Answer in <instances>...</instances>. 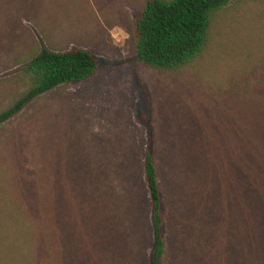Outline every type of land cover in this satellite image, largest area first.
<instances>
[{
	"label": "rangeland",
	"instance_id": "obj_1",
	"mask_svg": "<svg viewBox=\"0 0 264 264\" xmlns=\"http://www.w3.org/2000/svg\"><path fill=\"white\" fill-rule=\"evenodd\" d=\"M13 1L23 5L26 2ZM27 1L29 6L39 3L37 11L44 8V3H56L57 9L51 3L50 13H44L51 29L58 28L57 32L51 30L52 48L88 51L97 59L98 66L88 81L41 93L0 123V259L12 252V172L18 180L17 195L24 191L30 196L35 177L45 180L44 192L53 201L46 203L45 212L57 215L58 221L64 223L60 225L61 236L69 238L60 255L63 260L70 258L76 262L81 255H89L90 260L99 264H131L128 261L134 255L142 257L135 247L141 246L149 255L150 243L147 245L141 237L137 243L132 241V254L118 245L110 246L105 239L107 225L87 226L91 219L80 210L84 196L81 188L87 190L88 186L97 185L94 197L105 196L102 212L112 218V230L132 224L134 214L126 219L121 209L137 197L135 178L139 180L141 195L148 200L142 169L148 142H152L159 160L167 162L164 171L172 167L168 165L174 160L172 157L190 165L189 154L195 145L187 139L207 114L213 101L208 95L215 94L217 86L236 79L242 62L263 58L264 0H231L215 13L210 42L200 61L168 72L142 64L133 47L134 17L146 0ZM20 19L30 31V40L37 45L36 53L43 46L51 49L50 42L33 24L30 10ZM26 47L27 44H14L0 51V113L10 110L27 91L26 85L15 81L19 79L22 62L14 66V58L20 59ZM10 59L11 68L2 66ZM96 179L105 183H92ZM84 206L87 209L86 203ZM98 207L102 210L100 204ZM69 213L75 214L74 223L85 222L73 225L70 233L65 217ZM147 222L152 225L151 217ZM97 243L101 244L95 246ZM78 246L84 247L82 251ZM112 247L115 252L110 250ZM80 264H88V260Z\"/></svg>",
	"mask_w": 264,
	"mask_h": 264
},
{
	"label": "trees",
	"instance_id": "obj_2",
	"mask_svg": "<svg viewBox=\"0 0 264 264\" xmlns=\"http://www.w3.org/2000/svg\"><path fill=\"white\" fill-rule=\"evenodd\" d=\"M25 1L23 5L19 1L0 0V51L14 44L20 47L27 44L21 58H14V66L22 62L19 79L15 81L28 87L10 110L0 113V123L41 93L72 82L88 81L98 66L97 59L88 51L52 48L51 30L57 32L58 28L51 29L44 13L49 14L48 6L51 8V3L53 6L56 3H44L41 5L44 8L37 11L39 3L29 6ZM230 1L146 0L133 22V47L138 59L162 72L197 64L209 45L215 13ZM27 10L31 11L33 24L50 42L51 49L43 46L36 53L37 45L30 40L27 25L20 21ZM262 54L260 61L242 62L236 79L217 86L216 93L208 95L213 101L207 114L199 126L194 127L193 136L187 139L195 145L189 154L190 165H183L181 159L172 157L174 160L168 163L172 167L164 171L167 162L159 160L152 142H148L142 159L146 178L143 187L148 200L141 195L139 180L135 178L137 197L121 209L126 219L134 214L130 226L109 230L112 218L102 212L105 196L94 197L97 185L88 186L87 190L81 188L84 196L80 210L91 219L87 226L107 225L105 239L110 246L118 245L132 254V241L137 243L141 237L147 245L150 243L149 255L141 246L135 247L142 257L138 259L134 255L128 261L131 264H143L145 260L146 264H264V52ZM2 66L11 68V59ZM35 179L30 196L24 191L17 195L18 180L11 172L12 252L8 251L9 255L2 257L0 264H80L85 259L88 264H99L90 260L89 255L88 258L81 255L76 262L62 259L60 255L69 239L61 236L60 225L64 223L58 221L55 213L45 212L46 203L53 204V201L44 192L46 182L42 176ZM96 182L105 183L97 179L92 183ZM72 215L75 214L65 215L69 233L73 225L85 224L74 223ZM148 216L152 221L150 226ZM98 244L101 243L95 246ZM110 250L115 252L113 247ZM117 255L125 259L122 254Z\"/></svg>",
	"mask_w": 264,
	"mask_h": 264
}]
</instances>
